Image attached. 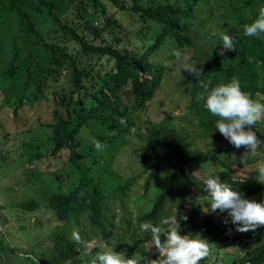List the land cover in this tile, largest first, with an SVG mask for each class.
<instances>
[{"label":"trees","instance_id":"obj_1","mask_svg":"<svg viewBox=\"0 0 264 264\" xmlns=\"http://www.w3.org/2000/svg\"><path fill=\"white\" fill-rule=\"evenodd\" d=\"M108 5L135 14L146 24L151 41L143 50L116 46L120 41L117 33L121 26L108 12ZM261 7H264V0H0V106L12 104L11 109L15 113L25 99L24 93L28 94L29 90H33L32 96L36 98L35 93L43 90L44 80L67 65L70 68V88L60 96L58 102L63 104L64 99L66 103L71 102V106L69 110L65 106L61 108L62 111L52 109V122L44 126L50 128L49 153L53 157L64 150L72 165L75 162L73 146L78 144L80 130L88 129L92 122L116 128L127 114L143 108L144 103L153 97L165 68V63L159 61L161 52L167 51L164 57L170 58L168 54L174 48L188 49L194 66L200 68L202 73L189 75V116L200 128L207 143L227 142L228 139L216 129L219 117L208 112L203 106L204 102L198 103L196 100L198 93L202 91L199 82L210 80L212 88L228 84L233 78H237L242 92L249 94L254 101H264V39L246 37L243 32V26L257 18ZM196 23L200 26L199 32L195 31ZM208 25L210 28L205 30ZM139 32L137 30L135 36ZM220 33L229 34L234 41V49L225 51L223 55L220 54ZM111 38L114 41L109 40ZM66 42H72L76 46L72 52L67 50ZM102 57L111 62L109 67H100ZM126 87L132 96L130 106L121 101ZM25 102L27 101L23 103ZM170 128L165 124L151 126L147 130L149 139L156 144H165L167 154L172 155L173 159L168 162L171 169L167 186L155 195L149 210L137 216L138 221L151 222L161 215L166 204L171 209L176 205V209H172L167 217L174 211L178 212L177 219L182 233L196 235L198 232L194 233V230L202 227L200 235L211 244L210 254L214 260L218 256L221 259L224 253L216 255L214 252L217 248L212 244L222 247L229 239L235 238L239 242L251 231L237 232L239 225L232 224L229 218L226 227L228 232L217 234V238L211 237V234H215L212 229L216 230L213 227L209 229L213 213L201 211L198 206L184 208L183 204L188 194L196 193L199 187V182L187 174L192 162H218L224 168L229 163L218 157V153L222 151L219 146L206 152H195ZM96 137L102 139L103 136ZM234 158L238 159L235 163L239 165L238 155H234ZM248 161L253 162L254 158H244V163ZM158 164L156 156L148 167L142 184L143 190H147L156 178ZM73 171L78 174L74 176L73 185L67 191H52L48 196L47 207L53 211L61 225L51 233L50 249L47 253L42 252L38 264H78L81 261L79 254L82 246L63 235V225L71 223L73 218L85 214L83 216L90 222L102 225L100 203L108 194L109 186L105 182L99 183L105 194L99 184L85 176L79 166L76 165ZM108 171L107 174H112ZM258 177L259 173L254 172L253 176H246L244 180L231 181L230 186L241 193L243 198L264 203V184L258 182ZM132 178L128 176L124 178L125 181L116 182L111 181L107 175L106 181L113 185L112 190L120 189L121 194L117 197L121 198L134 181ZM172 192L175 201L168 203ZM36 204L33 199L20 203L26 209H33ZM206 205L210 207V200ZM182 209L188 212L187 220L181 218ZM125 222L128 229L127 219ZM120 236L125 235L121 232L115 236L117 238L114 240L118 243L116 250L123 249L126 259L132 258L131 252H135L140 260L144 248L139 244V239L136 236L131 238V249H125L124 245L128 243L120 242ZM164 238L162 234L161 239ZM112 240L99 238L88 252L99 251L98 242L110 245ZM157 253L153 245L149 255L154 258ZM232 254L233 252L229 253ZM245 259L249 264H263L264 245L252 247L251 252L243 255L240 261Z\"/></svg>","mask_w":264,"mask_h":264},{"label":"rangeland","instance_id":"obj_2","mask_svg":"<svg viewBox=\"0 0 264 264\" xmlns=\"http://www.w3.org/2000/svg\"><path fill=\"white\" fill-rule=\"evenodd\" d=\"M139 2L144 3V1ZM115 8L113 5L107 7L108 12L121 26L117 33L120 41L116 46L123 45L128 49L143 50L151 41V34L145 28L146 24L135 14ZM195 26L196 32L201 31L199 24L196 23ZM208 28H210L209 25L205 30ZM137 30L140 32L135 36ZM109 40L114 41L113 38ZM65 45L71 52L76 47L72 45V42H66ZM166 52L160 54L159 61L165 63V68L153 97L144 103L143 108L127 114L118 122L116 128H107L92 122L88 129H81L77 136L78 144L73 146L75 162L72 165L68 162L64 150L53 157L49 153L50 128L44 126L52 122V109L58 108L62 111L61 108L65 106L69 110L71 106V102L66 103L64 99L62 102L66 105L58 102L60 96L66 94L70 88V68L67 65H64L57 74L44 80L43 90L41 93H35L36 98L32 96L33 90H29L28 94L24 93L25 99L21 101L15 113L11 109L12 104L0 106V240L2 241L0 264L40 263L39 257L42 252L47 253L50 249L51 233L61 225L60 220L55 218L53 211L47 207L48 196L52 191H67L73 185L74 176L78 175L73 171L76 165L91 181L97 184L105 182L110 189L106 194L99 184L106 194L100 203L102 225L97 226L90 222L86 216H83L85 214L63 225V235L71 240H74L73 230H79L81 237L79 244L83 249L79 254L81 261L78 264H90L98 252L109 249L124 255L123 249L116 250L118 243L114 240L117 238L115 236L120 235L121 232L125 236H120L119 241L128 243L124 245L125 249H131L130 240L135 236L139 239V244L143 245L144 251L139 260L141 264H148L149 261L158 259L159 253L154 258L149 255L153 247L151 233L140 229V225L144 222H139L137 216L148 211L155 195L167 186L171 169L168 162L173 157L167 154L168 148L165 144H156L149 139L147 130L151 126L159 127L165 124L170 126L172 132L183 138L187 147L195 152H206L214 146H219L222 151L218 153V157L229 163L226 168L212 161L191 163L187 174L191 179L199 182V187L202 189L198 187L196 193L188 194L184 201L185 208L198 206L201 211L210 212V207L206 205L210 200L205 196L207 195L206 179L218 176L221 183L230 185L233 180H244L246 176H253L254 172H258L259 166L264 165V143L261 141L257 154L248 157L254 158V161L246 163H244V156L245 153L250 152V149L244 146L236 148L229 140L207 143L208 140L202 136L200 128L189 116L187 86L190 73L181 69L182 61H177L171 51L168 54L170 58L164 57ZM190 63L194 66L192 57ZM100 64L101 68H107L111 62H107L105 57H102ZM180 69L181 74H179ZM24 101L27 102L23 103ZM121 101L128 106L132 105V96L128 87L125 88ZM260 132L264 134V126ZM98 135H102V139L97 138ZM94 141L107 147L97 150ZM153 149H155L154 152ZM234 155L240 158L239 165L235 163L238 159H235ZM156 156L159 159L157 176L152 180L149 188L143 190L142 184L148 173V167L154 162ZM107 170L112 174H107ZM107 175L110 176L111 181L123 182L128 176H132L134 181L119 198L117 196L121 194L120 189H111L113 185L106 181ZM169 198L171 200H168V203L175 201L173 192ZM27 199L35 200L36 207L26 209L20 205ZM172 209L175 210L176 205ZM172 209L166 204L161 215L151 222L159 225ZM181 212V218L187 220L188 212L184 209ZM220 213L217 212L215 215L218 216ZM222 214L223 219L222 215L217 218L212 215L213 220L209 229L213 227L216 230L212 229L215 234L214 236L211 234V237L217 238V234L228 232L221 220H228L231 217L228 216L227 211ZM126 219L128 229H126ZM99 238L113 240L110 245L103 241L98 242L99 251L88 252ZM249 238L251 248L258 244L264 245V226H259ZM226 244L228 242L224 245ZM216 247L219 246L216 245ZM227 249L224 250L227 251ZM232 249L235 253L240 250V248ZM134 254L137 258L138 254L131 252L132 257ZM233 257V255H222L221 259L218 256V260H221L223 264H229ZM214 259L211 254L206 258L207 261Z\"/></svg>","mask_w":264,"mask_h":264},{"label":"clouds","instance_id":"obj_3","mask_svg":"<svg viewBox=\"0 0 264 264\" xmlns=\"http://www.w3.org/2000/svg\"><path fill=\"white\" fill-rule=\"evenodd\" d=\"M243 32L246 37L264 39V7L259 9L258 16L253 22L243 26ZM220 39L221 55L225 51L234 49V41L229 34L220 33ZM171 54L177 61H182L181 69L193 76L202 75L201 69L190 63L191 54L187 49H174ZM199 83L202 91L198 93L196 100L198 103L204 102V108L213 116L219 117L216 121V129L236 148L244 146L250 149V152L245 153L244 158L255 156L260 143H264V134L260 132L264 126V101L262 103L254 101L249 94L242 92L237 78H233L228 84H220L212 88H210V80ZM94 144L97 150L107 147L98 141H94ZM258 173V182L264 184V165L259 166ZM205 186L210 199V213H213L214 217L222 215L223 219L222 213L227 211L232 224L239 225L236 228L237 232L251 231L245 239L239 242H236V238L229 239L226 244L228 252H233L234 256L229 264H249L247 259L241 262L240 258L251 252V240H249L251 233L259 226H264V203L243 198L242 194L233 190L229 184L221 183L218 176L206 179ZM217 211L221 212L218 216L215 215ZM177 215L178 212L174 211L171 216L163 218L159 225H154L152 222H144L140 225L142 231L151 233V241L159 253V258L149 261L148 264H223L218 259L206 260L211 253V244L201 237L202 227L194 230V233L198 232L196 235L180 233V221ZM221 221L227 227L228 220ZM162 234L165 237L163 240ZM72 236L77 243L81 242L78 229L73 230ZM232 248L238 250L240 248L241 251L235 253ZM90 264H141V262L135 254L132 258L125 259L121 253L109 249L98 252Z\"/></svg>","mask_w":264,"mask_h":264},{"label":"crops","instance_id":"obj_4","mask_svg":"<svg viewBox=\"0 0 264 264\" xmlns=\"http://www.w3.org/2000/svg\"><path fill=\"white\" fill-rule=\"evenodd\" d=\"M213 246H215L216 247V244H212ZM217 249H216V251L214 252V253H216V255H220L222 252L224 253L223 255H225V248H228L227 247V245H224V246H222V247H216ZM219 249H221V250H219ZM226 255H229V252H228V249H227V251H226Z\"/></svg>","mask_w":264,"mask_h":264}]
</instances>
